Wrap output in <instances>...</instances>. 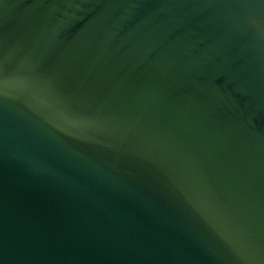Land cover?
<instances>
[{
    "label": "water",
    "instance_id": "obj_1",
    "mask_svg": "<svg viewBox=\"0 0 264 264\" xmlns=\"http://www.w3.org/2000/svg\"><path fill=\"white\" fill-rule=\"evenodd\" d=\"M0 264H264V0H0Z\"/></svg>",
    "mask_w": 264,
    "mask_h": 264
}]
</instances>
